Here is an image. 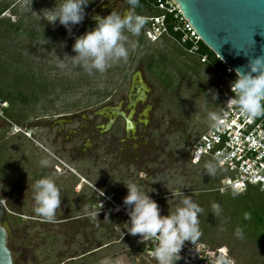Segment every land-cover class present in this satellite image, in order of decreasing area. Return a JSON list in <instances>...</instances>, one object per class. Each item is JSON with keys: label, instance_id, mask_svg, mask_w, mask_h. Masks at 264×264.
Masks as SVG:
<instances>
[{"label": "rangeland", "instance_id": "obj_1", "mask_svg": "<svg viewBox=\"0 0 264 264\" xmlns=\"http://www.w3.org/2000/svg\"><path fill=\"white\" fill-rule=\"evenodd\" d=\"M116 1L90 0L83 20L73 25L69 34L59 23L49 24L38 16L44 9L58 6L60 0H0V6L9 5L0 19L5 24L17 25L16 32L0 27V88L20 93L12 101L0 99V105L7 106L0 109V169L8 172V175L0 173V184L4 186L0 195L13 264H157L151 255L155 242H140L138 236L128 234L127 214L113 209V204L123 205L127 191L123 183L128 182L152 190L148 194L157 203L161 215H167L175 207L178 198L170 192L177 188L202 208L198 215L201 235L193 244L184 242L181 259L175 264H208L210 253L219 254L225 249L235 264H264V242L258 241V235L234 234L240 225L249 227L243 210L250 199L262 202L264 190L249 187L241 192L231 189L212 192L224 171L212 161L193 164L189 159L192 143L205 127L207 112L215 109L227 93V81L214 70V62L208 58V62L202 63L164 38L167 41L163 43L150 44L144 40L145 49L141 53L137 47L129 49L126 61L113 63L104 73L93 71L89 75L72 63L74 36L94 26L95 15H106L111 5L118 3L116 9L127 7L123 0ZM136 11L147 13L140 4ZM129 39L133 40L131 36ZM149 60L152 66L147 68ZM196 61L200 63L196 76L180 68ZM139 81L146 86L145 98L131 106L130 87ZM209 90L215 91L216 99ZM42 97L46 101L60 97L51 108L55 112H60L62 106V110H77L84 116L105 106L118 107L126 115L132 110L129 116L132 128L125 131V148L111 141L103 153L100 151L97 162L83 159L72 165L89 182L90 186L83 183L84 188L94 190V208L99 202L102 204L95 222L84 216L78 222L52 223L36 215L27 195L33 177L23 168L17 169V173L10 168L13 160L17 167L25 164L22 148L29 140L24 141L23 134L12 135L15 129L8 131L2 116L18 119L14 123L21 129L38 124L44 105L39 101ZM109 113L96 116L94 123L105 126L107 119L113 118L115 122L110 125L107 137L116 132H119L117 137H123L124 118ZM34 117L38 119L34 121ZM91 118L79 117L78 125ZM70 126L76 127V122L62 125L61 129ZM122 154L125 157L120 160ZM206 163L215 165L214 175L206 174ZM57 171L59 175L65 173ZM98 191L103 195H98ZM63 192L70 194L73 189L68 186ZM87 195L84 198L79 195L76 199L79 202L73 204L81 203L78 206L85 208ZM213 202L221 208L219 215L211 209ZM66 205L68 199L61 198L60 206ZM231 215L234 220L227 218ZM67 217L55 213L52 221Z\"/></svg>", "mask_w": 264, "mask_h": 264}, {"label": "clouds", "instance_id": "obj_2", "mask_svg": "<svg viewBox=\"0 0 264 264\" xmlns=\"http://www.w3.org/2000/svg\"><path fill=\"white\" fill-rule=\"evenodd\" d=\"M90 0H60L58 6L44 9L39 18L49 24L59 23L71 34V27L79 24L84 18V9ZM127 5L125 9H113L106 15H95V25L82 34L74 36L71 56L74 65L81 66L89 75L93 71L104 73L113 63L126 61L129 49H135L137 42L131 37H139L147 18L138 13L139 0H123ZM127 33V35H126ZM127 43L128 47H125ZM237 54L243 52L247 57L245 65L235 69V78L230 82V96L226 103L236 108L239 114L253 120L264 115V47L259 54L248 55L242 49H236ZM63 66V65H61ZM212 98L216 99L214 90H209ZM209 122L219 124L216 112H207ZM49 159L42 158L39 164L42 167L49 165ZM216 167L212 163L204 165L207 175H214ZM126 194L122 198L128 216L127 233L138 236L140 242L154 241L155 247L151 253L157 264H175L181 259L180 251L185 241L192 244L199 239L198 215L202 208L194 202L190 195H185L180 189L172 190L171 196L177 197L175 207L167 215H161L157 203L148 194L147 189H141L136 183H123ZM0 184V188H3ZM96 190V189H95ZM27 195L33 202V211L46 221L55 219L56 209L61 203V192L55 181L47 176L36 179L28 185ZM98 195H103L98 191ZM102 207L85 208L84 216L95 222ZM211 209L219 215L221 208L213 202ZM240 236L241 230L237 228L234 233ZM208 264H235L227 255V250L219 254L210 253Z\"/></svg>", "mask_w": 264, "mask_h": 264}, {"label": "built area", "instance_id": "obj_3", "mask_svg": "<svg viewBox=\"0 0 264 264\" xmlns=\"http://www.w3.org/2000/svg\"><path fill=\"white\" fill-rule=\"evenodd\" d=\"M152 6L156 13L142 14L147 18L142 29L144 40L152 44L166 38L186 53L195 55L200 62H208V56L199 51L200 37L178 5L173 0H153ZM218 74L228 84L226 95L211 111L217 113L220 123L214 125L206 118L203 131L192 143L189 159L193 164L212 161L224 171L214 191L241 192L249 187L264 190V115L248 120L227 104V99L233 95L229 85L235 78V71L225 65L224 72ZM113 209L126 213L124 205L113 204Z\"/></svg>", "mask_w": 264, "mask_h": 264}, {"label": "flooded vegetation", "instance_id": "obj_4", "mask_svg": "<svg viewBox=\"0 0 264 264\" xmlns=\"http://www.w3.org/2000/svg\"><path fill=\"white\" fill-rule=\"evenodd\" d=\"M119 1L120 0H117L116 2ZM115 6L116 8H118L120 5L117 3ZM111 7L112 8H110V10L116 9L112 5ZM53 99L55 100L46 101L45 97L39 99V101L42 102L44 105L41 107L40 110L41 116L38 120V124L35 123L23 126V129H26V133L25 130L21 129L19 125L17 127V124L14 123L15 121H18V119L14 120L13 118H9L7 116H2V119L6 121L3 123L8 126V131L12 128L15 129L12 135L18 134L22 137L23 134L25 137H27H23V140H29V142H24L25 144H23V148L21 147L22 152L24 153V157H26V161L24 162L25 164H23L22 167H17L16 162L13 160L10 163V168L12 172L17 173V169L21 170V168H23V171L30 172V175L33 177L34 181L44 176L52 178L55 181L56 186L61 190V198L68 199L69 202V205H66L65 207L59 206L56 209V213L69 215V217L64 219H57L56 221L50 222H62L65 224V222L67 221L78 222L81 218H83L84 209L86 207L94 208V203L92 200V194L94 190H87L84 188L83 183L90 186L89 182L86 181L84 177L81 176V174L76 172L75 169H73L72 165L83 159H87L91 162H97V159L101 156V152L103 153L106 148L105 145L108 144L109 146L111 141H117L118 143L122 144V146L124 145L125 148V142L127 140L125 137L126 128H121V133H123V137H117L116 134H118L119 132H116L108 138L106 134L111 127L109 126L108 128H105V126H100L99 124L94 123V118L103 114L109 115V112H111V107L105 106L104 108H101L102 110L98 112L92 111L90 112L91 114L88 113V116H84L83 114H79L77 110H62L64 106L60 107V112H55L51 110V108L55 105L56 101L61 100L60 97ZM0 107V109L5 110V107L7 106H4L2 104L0 105ZM79 117L83 119L92 117V120H88L85 124L78 125L77 120ZM33 119L35 121L38 119V117H34ZM71 120L76 122V127L70 126L64 129L63 131V129H61L62 125H68L69 123L73 122ZM114 122L115 119H113L111 124H113ZM119 157L121 160L124 159L125 155L122 154ZM42 158L49 159L50 163L47 167H42L39 164V161ZM4 167H6V165ZM57 170H62L65 173L59 175V173H56L58 172ZM0 171L1 174H4V172H6L1 169ZM5 175H8V172H6ZM8 180L9 178L5 181L7 182ZM80 181L82 182L81 185L79 184ZM68 186L72 187L73 192L66 195L65 192H63L62 194V190L64 188H67ZM86 193H88V198L86 199L85 208L78 206L81 203L73 204L74 201H77L76 199L79 197V195L83 198L86 197ZM2 202L4 209V201L2 200ZM2 218L4 219L5 217L2 216ZM10 220L12 219L10 218ZM1 222L3 224L2 219Z\"/></svg>", "mask_w": 264, "mask_h": 264}, {"label": "water", "instance_id": "obj_5", "mask_svg": "<svg viewBox=\"0 0 264 264\" xmlns=\"http://www.w3.org/2000/svg\"><path fill=\"white\" fill-rule=\"evenodd\" d=\"M181 14L188 20L205 44L225 65L233 70L245 65L248 55L259 54L264 47V0H173ZM146 86L139 81L132 84L129 104L145 98ZM125 120V128L131 129L129 116L118 107L110 108ZM113 119L105 124L108 128ZM3 202L0 197V264H13L12 253L7 245V231L2 224Z\"/></svg>", "mask_w": 264, "mask_h": 264}, {"label": "trees", "instance_id": "obj_6", "mask_svg": "<svg viewBox=\"0 0 264 264\" xmlns=\"http://www.w3.org/2000/svg\"><path fill=\"white\" fill-rule=\"evenodd\" d=\"M152 1L153 0H139V4L142 6H145L147 9V13L146 14H154L156 13V10L153 8L152 6ZM8 4H2L0 6V14L3 13L5 8H8ZM168 22H170V20L168 19ZM170 24V23H169ZM90 26L93 24H89ZM0 27L5 28V30H13L14 32L17 31V25H13L11 23L5 24L3 23V20L0 19ZM93 27V26H91ZM133 40H135L137 42V48L140 49V53L142 52V49H145L143 47L144 44V38H143V32L141 31V34L139 37H132ZM167 40L162 39L160 42H164ZM199 51L200 53H204L208 56L209 59H211V61L214 62L215 66H214V70L217 73H223L224 72V63L215 57V54L202 42L199 43ZM199 64L197 61L193 64L191 63L190 66L188 65H183L180 68L183 69L184 71H186L188 74H190L191 76H196L198 74V67ZM152 66L150 60L148 63L147 68H150ZM166 78V77H165ZM168 79V78H166ZM170 79V78H169ZM167 83H169V81H166ZM170 85V83H169ZM18 94H20L19 92H11L8 89H4V88H0V99L3 100H11L13 98H17V96H19ZM220 103V102H219ZM219 105V104H218ZM218 106L215 107V109ZM213 109V110H215ZM220 178V176L218 177V179ZM217 179V181H218ZM252 189V188H250ZM247 191L249 190L246 189ZM245 190V191H246ZM215 192V191H212ZM217 192V191H216ZM260 192V191H259ZM193 196V195H192ZM195 198V197H194ZM244 216L246 218V220L249 221L250 225L248 228H246L244 225H240L238 226V228L241 230V232L246 235L247 237L252 236L253 234H257L258 235V241L260 242H264V199L261 202L260 201H256V199H254L253 201L250 199V204L245 206V209L243 210ZM229 220H234V217L231 215V217H227ZM3 221V218H2ZM153 245V244H151ZM151 247V246H150Z\"/></svg>", "mask_w": 264, "mask_h": 264}]
</instances>
